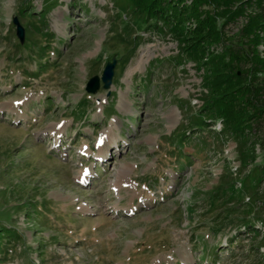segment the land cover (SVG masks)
Wrapping results in <instances>:
<instances>
[{"label": "rangeland", "instance_id": "obj_1", "mask_svg": "<svg viewBox=\"0 0 264 264\" xmlns=\"http://www.w3.org/2000/svg\"><path fill=\"white\" fill-rule=\"evenodd\" d=\"M51 1L0 0V263L264 264V111L225 130L169 31L121 0ZM239 6L217 48L264 57L256 0L220 9Z\"/></svg>", "mask_w": 264, "mask_h": 264}, {"label": "trees", "instance_id": "obj_2", "mask_svg": "<svg viewBox=\"0 0 264 264\" xmlns=\"http://www.w3.org/2000/svg\"><path fill=\"white\" fill-rule=\"evenodd\" d=\"M121 2L126 3L150 28L169 31L178 43L179 53L204 70L203 80L210 96L204 100L203 106L209 108V115L221 118L224 129L237 136L252 130L254 121L258 122L264 111V99H261L264 95V57L255 49L250 52L231 47L219 51L217 48L225 38L223 28L218 24L219 18L226 16L227 19H233L243 13L242 6L238 9H220L222 5H231L234 0ZM256 2L260 10L250 15L243 34L257 48L262 41L260 33L264 31V0ZM53 3L48 0L50 7ZM25 15L34 16V11ZM242 63L250 64V67L244 68ZM206 118L201 121L206 123ZM259 168L261 171L264 167ZM260 171L254 173L259 177ZM2 235H5V231L0 233Z\"/></svg>", "mask_w": 264, "mask_h": 264}, {"label": "water", "instance_id": "obj_3", "mask_svg": "<svg viewBox=\"0 0 264 264\" xmlns=\"http://www.w3.org/2000/svg\"><path fill=\"white\" fill-rule=\"evenodd\" d=\"M116 59L107 62L101 76L94 75L90 78L86 85V90L90 93H96L103 82V87L109 89L111 87L115 74Z\"/></svg>", "mask_w": 264, "mask_h": 264}, {"label": "snow or ice", "instance_id": "obj_4", "mask_svg": "<svg viewBox=\"0 0 264 264\" xmlns=\"http://www.w3.org/2000/svg\"><path fill=\"white\" fill-rule=\"evenodd\" d=\"M17 103H21V102H17ZM85 175H87V170H85ZM83 182V181H82Z\"/></svg>", "mask_w": 264, "mask_h": 264}, {"label": "bare ground", "instance_id": "obj_5", "mask_svg": "<svg viewBox=\"0 0 264 264\" xmlns=\"http://www.w3.org/2000/svg\"><path fill=\"white\" fill-rule=\"evenodd\" d=\"M143 55V50H142V53H141V56ZM106 155V154H105Z\"/></svg>", "mask_w": 264, "mask_h": 264}]
</instances>
